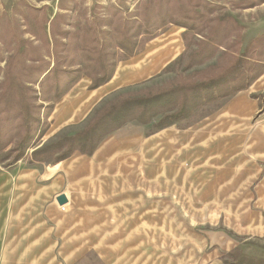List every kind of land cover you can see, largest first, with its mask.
I'll return each instance as SVG.
<instances>
[{"label":"rangeland","instance_id":"374dc122","mask_svg":"<svg viewBox=\"0 0 264 264\" xmlns=\"http://www.w3.org/2000/svg\"><path fill=\"white\" fill-rule=\"evenodd\" d=\"M147 2L0 0V85L5 78L7 61L18 44L28 40L36 47L42 45V40L35 39L22 20V12L28 8L49 6L50 19L61 15L59 24L65 32L84 34L90 21L111 16L112 5L124 3L129 12H135L139 5ZM216 3L225 7L219 16L233 17L244 27L245 45L264 35V4L244 10L231 6L229 1ZM19 20V32L14 27L10 30ZM16 32L19 40L13 42ZM185 33L186 29L176 25L166 27L135 57L119 63L115 81L107 86L91 90L92 81L81 78L55 105L47 120V132L36 139L26 158L11 166L0 164L1 202L13 198L9 185L23 181L15 170L22 172L25 167H40L34 179L39 183L40 175L43 178L47 174L44 166L57 164L35 161L34 153L85 130L103 106L122 94H141L177 79L187 58L173 63L189 54ZM165 46L166 50L155 56L150 54L157 47ZM41 54L46 56L43 48ZM157 58L159 65L151 68ZM45 59L52 62L50 72L55 63L53 59ZM37 90L39 92V87ZM236 97L248 102L253 110L248 113L242 111L241 105L235 107ZM261 97H264V75L248 90L204 108L195 120L168 127L170 133L164 140L160 139L159 148L156 143L155 150L150 137L163 131L158 129L160 119L148 126L131 123L109 136L103 143L116 155L109 166L92 168L90 160L83 155L65 160V173L58 175L64 183L63 189L52 196L49 192V203H56V196L61 192L69 203L64 209L49 213V233L37 239L39 247L33 239L32 257L39 261L35 264H224L232 260L226 256L229 253H234L237 263L264 264V190L225 187L232 156L239 158V181L261 180L259 169L263 166L258 164L264 160V134H258L257 143L251 140L256 130L261 133L264 130ZM252 101L258 103V108ZM40 105L44 107L41 112L44 119L48 104L41 101ZM238 108L241 114L240 119H236L239 121V148L228 149L226 136L206 148L209 143L199 138L201 122L209 117L230 118L232 110ZM231 127L225 126V134ZM181 130L191 131L184 134ZM47 175L49 177L50 173ZM251 199V203L247 202ZM53 226L54 231H51ZM39 249L40 253H36Z\"/></svg>","mask_w":264,"mask_h":264},{"label":"trees","instance_id":"16d2710c","mask_svg":"<svg viewBox=\"0 0 264 264\" xmlns=\"http://www.w3.org/2000/svg\"><path fill=\"white\" fill-rule=\"evenodd\" d=\"M222 1L244 10L264 4V0H148L135 12H129L127 4H114L111 16L90 21L84 34L65 32L59 24L61 15L50 19L49 6L23 11L27 30L42 45L22 41L7 61L0 85V164L11 166L26 158L36 139L47 132L55 105L81 78L92 81L91 90L106 86L119 63L135 57L171 25L186 29L189 51L188 57L173 63L187 58L177 79L141 94H122L103 106L85 130L34 153L33 159L55 164L74 155L92 157L109 136L128 124L148 126L160 119L158 129L164 130L195 120L204 108L251 88L264 75V35L245 45L244 27L233 17L219 16L225 7L216 2ZM19 22L10 30L19 32ZM14 35L13 42L19 40L17 32ZM46 57L55 63L50 72L52 62ZM41 101L48 104L44 119ZM260 103L264 108V97ZM226 256L232 259L230 264H249L237 263L234 253Z\"/></svg>","mask_w":264,"mask_h":264},{"label":"crops","instance_id":"0c3cea01","mask_svg":"<svg viewBox=\"0 0 264 264\" xmlns=\"http://www.w3.org/2000/svg\"><path fill=\"white\" fill-rule=\"evenodd\" d=\"M55 14L57 13L55 12ZM160 47H157L159 49L156 48V50L153 49L154 52L150 54L152 56H155L156 54L166 50L167 48V46L162 49ZM157 50H159V52ZM158 65L159 58L153 61V65H151V68L152 66ZM115 78H113V80L109 84L114 82ZM239 98L240 97H238L237 99L236 97V103H234L235 107H239L241 105L244 107L242 111L248 113L253 110L252 106L250 107L248 102ZM252 104H256V107L258 108L257 102L255 103L254 101H252ZM244 105H246L247 107ZM248 107H250V110H248ZM239 112L240 111L238 108L236 111L232 110V112L230 113V118L220 117L214 120V118L209 117L201 122L199 138H201L202 141L209 143L206 144V148L211 146V144H214V142L216 143L218 141H223L225 138L224 136H226L225 142L227 143L226 147L228 149L236 150L239 148V121H236V119H240L241 114ZM229 125L232 126L230 132L225 134L224 128L225 126L229 127ZM236 125L238 126L236 127ZM190 131L191 130H181L180 132L186 134ZM262 132L263 133L258 132V130H256L253 133V139L251 138V140L257 143L259 139L257 138V136L258 134H264V130ZM169 133L170 131L165 129L162 132H158L151 135L150 138L152 139L153 150H155V147L157 145L156 143H158L157 146L159 148L160 139L164 140ZM189 141H191V137ZM104 143L98 148V150L92 157L87 156V158L90 160V167L96 169L97 167L109 166L108 163L114 157H116V155L109 151L108 145H104ZM107 149L108 151H106ZM217 152L215 153V156ZM236 157L232 156L231 158V165L228 168V171L226 172L228 178L225 182V187L226 185H231L232 188L235 187L237 189L243 186V188L249 190H264V160L261 165L258 164L260 167L263 166V168L259 169V179H261L260 181L241 182L239 181V177L241 174L239 164L240 162L239 158ZM63 162L57 163L55 165H45L44 169L47 170L45 171V173H50V175L49 177L47 174L43 175V178L42 175H40L39 183L34 179L37 177V174H39V171L36 169H41L40 167H35L34 169L25 167L22 172H17L16 170L14 171L16 174L19 175L18 178L23 179V181H14L15 183L9 185V194H13L12 199L6 198L3 200V202H1L0 199V264H35L39 262L38 258L33 259L32 257L33 239H36L35 246L39 247L40 243L37 239L42 237L45 238L48 236L49 233V213L54 214L58 210L62 209V206L59 205L58 202L49 203V192L50 196H52L55 195L57 191H62L63 189L64 183L62 179L60 180V177L58 176L60 174L63 175V173H65V165H63ZM48 170H50V172ZM26 172L27 174H24ZM26 179H30V181H26ZM31 179H33L34 181H31ZM61 195L65 194L62 192L58 193L56 196V201L57 198ZM251 201L252 199L247 202L251 203ZM51 231H54V226L52 227ZM44 247H47L46 243L44 244ZM36 253H40V249L36 251ZM224 264H230V262L227 260Z\"/></svg>","mask_w":264,"mask_h":264},{"label":"water","instance_id":"95a60500","mask_svg":"<svg viewBox=\"0 0 264 264\" xmlns=\"http://www.w3.org/2000/svg\"><path fill=\"white\" fill-rule=\"evenodd\" d=\"M57 202L59 203V205L64 206L69 203V199L66 195H61L57 198Z\"/></svg>","mask_w":264,"mask_h":264},{"label":"built area","instance_id":"2783aa9c","mask_svg":"<svg viewBox=\"0 0 264 264\" xmlns=\"http://www.w3.org/2000/svg\"><path fill=\"white\" fill-rule=\"evenodd\" d=\"M62 209H64V206H62Z\"/></svg>","mask_w":264,"mask_h":264}]
</instances>
